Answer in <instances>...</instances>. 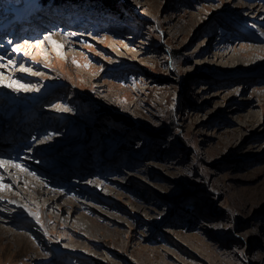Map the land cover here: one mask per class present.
Wrapping results in <instances>:
<instances>
[{
    "label": "rangeland",
    "instance_id": "rangeland-1",
    "mask_svg": "<svg viewBox=\"0 0 264 264\" xmlns=\"http://www.w3.org/2000/svg\"><path fill=\"white\" fill-rule=\"evenodd\" d=\"M0 78V264H264V0H0Z\"/></svg>",
    "mask_w": 264,
    "mask_h": 264
},
{
    "label": "bare ground",
    "instance_id": "bare-ground-1",
    "mask_svg": "<svg viewBox=\"0 0 264 264\" xmlns=\"http://www.w3.org/2000/svg\"><path fill=\"white\" fill-rule=\"evenodd\" d=\"M51 43L55 46V47H57L58 49H61L62 47L61 46H63V44L65 43V40H64V38L62 37V36H60V35H54V36H52L51 37ZM53 41L55 42V43H53ZM52 45V46H53ZM29 50V49H28ZM0 79H2V78H0ZM6 85H8V83H5ZM15 163V162H14ZM14 163H10V165H6V167L4 166V167H0V176H2V175H4L3 173H5V174H10V175H12V181H13V183H15V184H19V182H20V180L17 178V176H22V180H23V178H24V180L26 181L25 183L26 184H28V185H30V186H33V185H35L36 187L35 188H33L34 190H35V192L37 191L39 194L40 193H42V192H46V193H48V191L49 190H47V191H45L44 189H43V183H41V181H40V179L39 178H37L36 177V175L34 174H31V172H29L28 170L27 171H24V170H22V169H26V167H22V168H17V167H14L13 165H14ZM19 163V162H18ZM17 163V164H18ZM19 165H21V164H19ZM10 166H13V168H14V170H13V168L11 167V170H12V173H11V170H10ZM22 166V165H21ZM13 175L15 176V177H13ZM4 184V183H3ZM44 190V191H43ZM6 192H8V193H13V191H11V190H7ZM53 197L55 198V199H60V196H58V194H56V193H54L53 194ZM52 197H50V199H51ZM51 200H53V198L51 199ZM0 216H3V215H1L0 214ZM7 221V220H6ZM0 229H3L4 231L3 232H6V236H7V238H14L15 237V239H17V238H22V237H24L22 240L24 241L25 240V234H23L22 232H16L15 230H13V229H10L9 227H7L6 225H5V223H2V222H0ZM4 224V225H3ZM27 237V236H26ZM20 240V239H19ZM18 240V241H19ZM20 242V241H19ZM32 248H34V249H38L37 251H42L37 245L35 246V247H32Z\"/></svg>",
    "mask_w": 264,
    "mask_h": 264
},
{
    "label": "snow or ice",
    "instance_id": "snow-or-ice-1",
    "mask_svg": "<svg viewBox=\"0 0 264 264\" xmlns=\"http://www.w3.org/2000/svg\"><path fill=\"white\" fill-rule=\"evenodd\" d=\"M49 40L51 39V37H47ZM53 43H55L54 41H53ZM62 47V46H61ZM13 51H19V49H17V48H13ZM22 71H27V69H21ZM15 83V82H14ZM9 87H11L12 85L10 84V85H8ZM18 87L19 88H23L24 86L23 85H18ZM67 109H65V111H66ZM45 139H48V137H45ZM6 163H7V161H4V160H0V167H4L5 165H6ZM14 167H17V168H22V166L21 165H19V164H14L13 165ZM22 170H24V171H27V169H22ZM33 175H34V173H33ZM89 183H91V181H89ZM0 188H3V189H9V188H11V185H6V184H3L2 183V181H0ZM0 199H3V197H0ZM14 203V202H13Z\"/></svg>",
    "mask_w": 264,
    "mask_h": 264
},
{
    "label": "trees",
    "instance_id": "trees-1",
    "mask_svg": "<svg viewBox=\"0 0 264 264\" xmlns=\"http://www.w3.org/2000/svg\"><path fill=\"white\" fill-rule=\"evenodd\" d=\"M108 4H111V3H108ZM112 5V4H111ZM111 5H109V6H111Z\"/></svg>",
    "mask_w": 264,
    "mask_h": 264
}]
</instances>
